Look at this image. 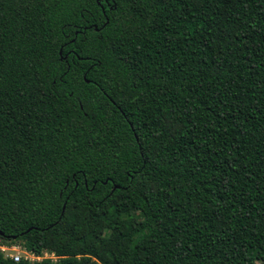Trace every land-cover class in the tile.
Listing matches in <instances>:
<instances>
[{"label": "trees", "instance_id": "trees-1", "mask_svg": "<svg viewBox=\"0 0 264 264\" xmlns=\"http://www.w3.org/2000/svg\"><path fill=\"white\" fill-rule=\"evenodd\" d=\"M0 264H264V0H0Z\"/></svg>", "mask_w": 264, "mask_h": 264}, {"label": "rangeland", "instance_id": "rangeland-1", "mask_svg": "<svg viewBox=\"0 0 264 264\" xmlns=\"http://www.w3.org/2000/svg\"><path fill=\"white\" fill-rule=\"evenodd\" d=\"M16 247L14 250H7L4 252L6 256H9V254H15L19 253L22 257H26L28 255H33L30 252L26 251L21 244L12 245V247ZM44 255H47V257L56 258L54 254H51L50 252H45Z\"/></svg>", "mask_w": 264, "mask_h": 264}, {"label": "built area", "instance_id": "built-area-1", "mask_svg": "<svg viewBox=\"0 0 264 264\" xmlns=\"http://www.w3.org/2000/svg\"><path fill=\"white\" fill-rule=\"evenodd\" d=\"M0 249L5 252L7 250H14L16 249V247H12V246H8V245H0ZM32 254V253H31ZM9 257H12L14 260L18 261L22 258V256L19 254V253H15V254H9ZM44 257H47V255H43V256H36V255H28L26 256L25 258H29V259H32V260H35V259H42Z\"/></svg>", "mask_w": 264, "mask_h": 264}, {"label": "water", "instance_id": "water-1", "mask_svg": "<svg viewBox=\"0 0 264 264\" xmlns=\"http://www.w3.org/2000/svg\"><path fill=\"white\" fill-rule=\"evenodd\" d=\"M1 233V232H0Z\"/></svg>", "mask_w": 264, "mask_h": 264}]
</instances>
